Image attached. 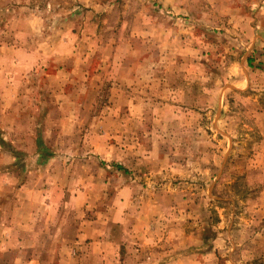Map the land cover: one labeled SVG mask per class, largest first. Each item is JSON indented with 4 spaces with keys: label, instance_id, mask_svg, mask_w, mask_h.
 I'll use <instances>...</instances> for the list:
<instances>
[{
    "label": "rangeland",
    "instance_id": "rangeland-1",
    "mask_svg": "<svg viewBox=\"0 0 264 264\" xmlns=\"http://www.w3.org/2000/svg\"><path fill=\"white\" fill-rule=\"evenodd\" d=\"M0 264H264V0H0Z\"/></svg>",
    "mask_w": 264,
    "mask_h": 264
},
{
    "label": "crops",
    "instance_id": "crops-1",
    "mask_svg": "<svg viewBox=\"0 0 264 264\" xmlns=\"http://www.w3.org/2000/svg\"><path fill=\"white\" fill-rule=\"evenodd\" d=\"M179 19V18H178ZM7 88H9V90H11L12 89V87H10L9 85H7ZM66 259V258H65Z\"/></svg>",
    "mask_w": 264,
    "mask_h": 264
},
{
    "label": "trees",
    "instance_id": "trees-1",
    "mask_svg": "<svg viewBox=\"0 0 264 264\" xmlns=\"http://www.w3.org/2000/svg\"><path fill=\"white\" fill-rule=\"evenodd\" d=\"M117 169L121 170L122 168L120 166H117Z\"/></svg>",
    "mask_w": 264,
    "mask_h": 264
}]
</instances>
